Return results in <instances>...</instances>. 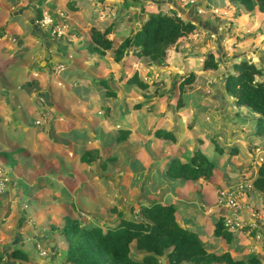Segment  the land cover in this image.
<instances>
[{
	"label": "crops",
	"instance_id": "crops-1",
	"mask_svg": "<svg viewBox=\"0 0 264 264\" xmlns=\"http://www.w3.org/2000/svg\"><path fill=\"white\" fill-rule=\"evenodd\" d=\"M173 2L222 23L208 18L211 28L197 26L162 61L139 57L137 48L119 61L109 50L88 51L93 28L117 48L149 12ZM209 53L217 70L202 69ZM243 59L264 67V13H237L228 0H0V171L7 179L0 192V251L6 264H64L66 216L102 226L117 220L109 208L126 215L133 200H141L137 210L153 200L173 204L177 222L208 251L236 259L254 254L264 264V192L252 187L264 138L255 132L257 114L237 107L225 89L234 62ZM123 129L126 150L117 144ZM93 149L118 161L107 169L81 162ZM195 152L213 162L210 178L166 174L169 160L189 162ZM233 215L244 226L230 231L227 242L214 235L215 222ZM15 248L30 261L11 259ZM131 252L134 259L144 254Z\"/></svg>",
	"mask_w": 264,
	"mask_h": 264
},
{
	"label": "trees",
	"instance_id": "trees-1",
	"mask_svg": "<svg viewBox=\"0 0 264 264\" xmlns=\"http://www.w3.org/2000/svg\"><path fill=\"white\" fill-rule=\"evenodd\" d=\"M228 1L236 8L237 13L243 12L248 16H253L255 11L264 13V0ZM41 16L42 11L39 10V17ZM215 22L217 27L222 23L219 19ZM195 30H198V27L179 16L174 9L160 8L157 12H149L143 23L132 30L117 48H114L112 41L106 38V33L93 28L91 43L87 48L90 53L96 54H104L109 50L114 53L116 61L123 57L125 50L137 48L139 57L156 62L164 60L171 46ZM218 68L214 54H207L202 69ZM192 80L193 75L186 78L185 82L190 83ZM225 89L237 107H246L257 114L255 132L264 138V67H258L246 59L235 61L233 72L226 78ZM128 135L129 131L123 129L119 131L117 138V144H124L125 150ZM165 138L175 139L170 132H166ZM212 139L214 142L215 139ZM215 146V151L222 154V148ZM80 160L88 164L98 162L100 168L107 169L108 162L118 161V155L114 157L100 149H93L86 150ZM213 168L212 161L195 152L189 162H181L178 158L169 160L166 174L173 179L181 180H197L201 177L208 179L213 173ZM252 187L255 191L264 192V160L257 166V175L252 181ZM108 211L116 214L117 220L113 223L105 222L102 226L81 223L79 218L65 217L61 229L67 243V249L63 254L64 264H163L164 257L169 264L183 262L262 264V260L254 254L236 259L226 251L220 253L208 251L197 233L177 222L176 207L173 204H164L159 200H153L147 205L141 204L138 209L140 219L122 218L123 211L117 207L109 208ZM214 235L222 236L230 242L232 235L224 227V217L215 222ZM132 242H135L139 251L144 252L140 259H134L130 255ZM9 255L11 259L23 263L30 261L29 256L17 248L12 249ZM4 257L0 251V264L5 262Z\"/></svg>",
	"mask_w": 264,
	"mask_h": 264
},
{
	"label": "built area",
	"instance_id": "built-area-1",
	"mask_svg": "<svg viewBox=\"0 0 264 264\" xmlns=\"http://www.w3.org/2000/svg\"><path fill=\"white\" fill-rule=\"evenodd\" d=\"M49 22H50L49 19L43 20V23H49ZM6 185H7V179L5 177V174L2 171H0V192H2L5 189ZM228 202L230 203V206H232V207L237 206L236 201L234 199H232V197L228 198ZM241 220L242 219H240L239 216H237V215L228 216L225 219L224 227L228 231H234L235 229L242 228L244 226V224H242Z\"/></svg>",
	"mask_w": 264,
	"mask_h": 264
},
{
	"label": "water",
	"instance_id": "water-1",
	"mask_svg": "<svg viewBox=\"0 0 264 264\" xmlns=\"http://www.w3.org/2000/svg\"><path fill=\"white\" fill-rule=\"evenodd\" d=\"M172 8L177 12V14L179 16H182L184 19L192 22L193 24H195L196 26H200L202 28H211V26L209 25V23L205 20H200L199 18L196 17V15L194 14V10L193 9H187V8H182L176 5L175 2L172 3ZM218 93L220 94V97L222 99H224V96L222 94L221 91H218ZM122 218H126V215L123 214L121 216ZM3 264H6V262H4Z\"/></svg>",
	"mask_w": 264,
	"mask_h": 264
},
{
	"label": "rangeland",
	"instance_id": "rangeland-1",
	"mask_svg": "<svg viewBox=\"0 0 264 264\" xmlns=\"http://www.w3.org/2000/svg\"><path fill=\"white\" fill-rule=\"evenodd\" d=\"M73 4H75V2H72ZM71 3L70 2H66V7L68 8V9H70L71 7V5H70ZM179 6H181L182 8H189V6L187 5V4H179ZM201 8V7H200ZM196 13V15H197V17L200 19V20H207L208 18H210L211 17V19L213 18V22H215V21H218V17L216 18V17H213V16H209V13H203L201 16H200V14L198 13V11H196L195 12ZM199 14V15H198ZM216 23V22H215ZM204 32H205V30H204ZM256 60H257V58H256ZM258 61V60H257ZM120 149V148H119ZM132 200V199H131ZM140 201L141 200H133V205H132V207H133V211H131V212H127V214H126V217H130V218H135V219H137L138 217H140V215H139V213H138V210H137V205H139L140 204ZM128 202V201H127ZM134 205H136L137 207H134ZM137 210V211H136ZM80 216V218L82 217L81 215H79ZM96 216H98V215H96ZM83 218V217H82ZM100 225V224H99ZM136 250H138L137 248H136V244H135V246L132 248V250L130 249V252L132 253V255L136 252Z\"/></svg>",
	"mask_w": 264,
	"mask_h": 264
}]
</instances>
